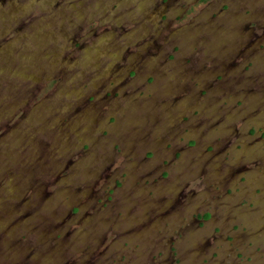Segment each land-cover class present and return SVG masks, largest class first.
Here are the masks:
<instances>
[{
    "label": "rangeland",
    "instance_id": "374dc122",
    "mask_svg": "<svg viewBox=\"0 0 264 264\" xmlns=\"http://www.w3.org/2000/svg\"><path fill=\"white\" fill-rule=\"evenodd\" d=\"M0 264H264V0H0Z\"/></svg>",
    "mask_w": 264,
    "mask_h": 264
}]
</instances>
